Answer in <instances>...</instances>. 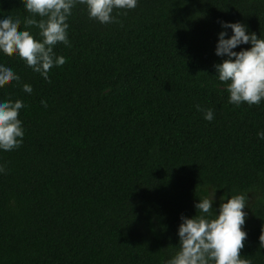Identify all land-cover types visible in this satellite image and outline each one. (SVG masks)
<instances>
[{"label":"trees","instance_id":"16d2710c","mask_svg":"<svg viewBox=\"0 0 264 264\" xmlns=\"http://www.w3.org/2000/svg\"><path fill=\"white\" fill-rule=\"evenodd\" d=\"M5 15L23 29V0H0ZM112 15L101 25L72 9L50 82L0 54L20 76L0 99L26 105L22 145L0 152V264H164L207 186L214 210L221 195L245 194L240 255L264 264V101L229 104L213 67L217 22L264 38V0H138Z\"/></svg>","mask_w":264,"mask_h":264},{"label":"clouds","instance_id":"9594fccd","mask_svg":"<svg viewBox=\"0 0 264 264\" xmlns=\"http://www.w3.org/2000/svg\"><path fill=\"white\" fill-rule=\"evenodd\" d=\"M138 0H23V8L28 13L23 19V29L19 16L0 17V54H15L26 67L37 73L45 82H50L49 72L61 67L66 58L57 55L54 47L63 44L70 47L67 21L72 9L83 5L89 19L99 24L115 21L114 10L136 8ZM220 31L214 47V55L222 57L214 64L215 78L226 85L228 103L239 107L259 105L264 101V38H258L247 26L240 22H217ZM36 29L35 35L31 29ZM230 30V34L229 31ZM249 45L248 48L238 46ZM11 82H20V76L11 67L0 63V87ZM21 90L31 95L30 84L20 85ZM47 107L45 101H41ZM26 105L20 99H0V152L18 149L23 143L25 130L18 118ZM203 119L211 122L212 109H201ZM257 139L264 140V131L257 132ZM4 167L0 166V173ZM217 187L207 186L205 195L194 203L195 215L179 217L176 229L178 243L175 252L164 264H251L242 258L247 232L243 230L247 212L245 194L221 195L218 208L213 209ZM259 248L264 249V224L258 236Z\"/></svg>","mask_w":264,"mask_h":264}]
</instances>
